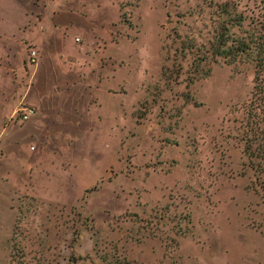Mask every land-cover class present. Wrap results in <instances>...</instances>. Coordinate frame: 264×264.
I'll return each mask as SVG.
<instances>
[{"label": "rangeland", "instance_id": "rangeland-1", "mask_svg": "<svg viewBox=\"0 0 264 264\" xmlns=\"http://www.w3.org/2000/svg\"><path fill=\"white\" fill-rule=\"evenodd\" d=\"M224 2L255 18L262 5L110 0L125 80L115 126L85 146L79 176L48 170L28 193L22 173L4 264H264V195L244 144L255 64L179 49L201 47Z\"/></svg>", "mask_w": 264, "mask_h": 264}, {"label": "crops", "instance_id": "crops-1", "mask_svg": "<svg viewBox=\"0 0 264 264\" xmlns=\"http://www.w3.org/2000/svg\"><path fill=\"white\" fill-rule=\"evenodd\" d=\"M110 6V0H47L36 10L32 0H0L2 242L12 236L22 173L28 193L48 170L79 176L85 146L97 145L95 137L106 138L115 126L117 78L124 86L125 80L116 69ZM28 47L38 53L33 65ZM25 106L35 113L20 122L16 113ZM7 256L0 251V264Z\"/></svg>", "mask_w": 264, "mask_h": 264}, {"label": "trees", "instance_id": "trees-1", "mask_svg": "<svg viewBox=\"0 0 264 264\" xmlns=\"http://www.w3.org/2000/svg\"><path fill=\"white\" fill-rule=\"evenodd\" d=\"M261 3L256 18L240 12L239 5L234 2L215 5L210 19L211 31L201 47L185 45L186 48L181 41L183 46L179 49H186L189 54L193 50L194 63L197 64L216 62L217 59L228 64L237 61H251L255 64V84L251 99L254 121L245 131L248 135L244 144L248 163L256 175L255 185L260 187L264 195V0H259ZM198 69V66L195 67L194 76H197ZM164 70L162 68V72Z\"/></svg>", "mask_w": 264, "mask_h": 264}, {"label": "built area", "instance_id": "built-area-1", "mask_svg": "<svg viewBox=\"0 0 264 264\" xmlns=\"http://www.w3.org/2000/svg\"><path fill=\"white\" fill-rule=\"evenodd\" d=\"M38 53L37 50L33 47H28L27 49V61L29 64L33 65L37 62ZM35 113V109L30 106H25L16 113V117L20 122H25Z\"/></svg>", "mask_w": 264, "mask_h": 264}]
</instances>
